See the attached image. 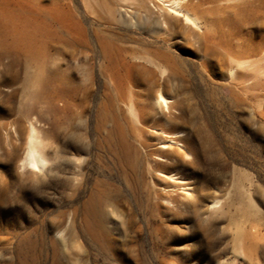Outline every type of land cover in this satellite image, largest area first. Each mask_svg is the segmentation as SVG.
I'll list each match as a JSON object with an SVG mask.
<instances>
[{
	"label": "rangeland",
	"instance_id": "1",
	"mask_svg": "<svg viewBox=\"0 0 264 264\" xmlns=\"http://www.w3.org/2000/svg\"><path fill=\"white\" fill-rule=\"evenodd\" d=\"M0 26L40 52L0 45V264H264V0H0Z\"/></svg>",
	"mask_w": 264,
	"mask_h": 264
},
{
	"label": "bare ground",
	"instance_id": "2",
	"mask_svg": "<svg viewBox=\"0 0 264 264\" xmlns=\"http://www.w3.org/2000/svg\"><path fill=\"white\" fill-rule=\"evenodd\" d=\"M22 25L21 22L15 24L16 27H20ZM2 26H0V45L8 48H16L19 54H22L27 61L34 60V58L40 55V52L35 51L32 47L30 48L29 42L32 39V32L26 31L20 37L9 39V36L1 31ZM162 104L165 105L166 102L162 100ZM164 147V146H163ZM26 162L29 166L38 167L43 165L44 160L40 156H37V150L34 147H30L28 153L26 155Z\"/></svg>",
	"mask_w": 264,
	"mask_h": 264
}]
</instances>
